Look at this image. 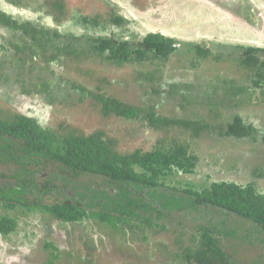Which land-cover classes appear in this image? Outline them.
Instances as JSON below:
<instances>
[{"label": "trees", "instance_id": "1", "mask_svg": "<svg viewBox=\"0 0 264 264\" xmlns=\"http://www.w3.org/2000/svg\"><path fill=\"white\" fill-rule=\"evenodd\" d=\"M17 3L22 1L17 0ZM30 3L25 5L41 10L39 4L32 6ZM47 4L51 8L47 11L53 13L52 20L56 24L69 21L85 27L100 22L91 16L68 15L64 0H48ZM6 14L0 10V22L32 40L26 46L22 43L17 45L16 52L22 54L21 59H34L43 54L48 67L60 61L62 56L83 58L91 54L101 55L113 65L160 59L157 64L163 66L171 53L178 49L173 45L175 39L162 32L148 33L142 39L143 45L135 46L133 40L107 35L64 34L57 27L21 21ZM110 19L117 27H122L126 21L117 13ZM196 46L200 56L212 55V44ZM218 47L221 46L216 47L215 51L219 53L216 60H227ZM39 49L43 53L38 52ZM48 49H51V54L47 53ZM232 49L228 52L229 58L236 62H225L224 67L219 66L220 62H201L210 67H207L209 71L206 74L214 70L216 78L212 80L223 85L224 90L214 99L215 104H229L231 100L235 103L233 99L241 96L242 101L252 100V94L258 89L264 98V48L241 45L236 51ZM237 51L239 55H236ZM156 74V71L148 74L145 81L151 84L160 82L162 73L159 78ZM41 84L44 90L51 92L48 83L42 81ZM30 91L32 88H25V92ZM159 92L156 89V93ZM89 93L99 102L105 117L116 115L126 119H145L156 129H191L196 137L212 126L188 117L159 115L154 106L147 109L105 92L92 90ZM221 125V137L253 139L259 130L240 114ZM116 144L117 140L108 137L103 130L86 134L70 125L54 129L22 113H14L7 119L0 118V205L16 213H43L51 233L53 224H67L63 229L71 233L72 241L80 239L89 248L96 246L95 239L92 237L90 241L83 237L85 229L80 230V227L84 226H79L88 219L125 234L140 227L147 237L149 231H168L167 223L173 222L170 216L176 214V218L184 217L176 220L181 227L174 236L176 251H165L166 260L172 262L169 264H264V193L254 183L212 180L215 174L210 171L205 175L203 186L192 180L181 184V180L176 178L178 174L196 173L198 163V156L192 153L191 145L182 138H172L166 145L159 140L153 149L146 152L139 148L123 153ZM257 168L263 169L260 165ZM83 173L96 183L86 185L81 179ZM101 183L106 184L107 189L100 186ZM161 200L167 204L163 211L157 205ZM190 216L194 219L191 223L194 224L193 230L186 226ZM17 227V215L0 214V231L3 234L8 235ZM77 230L80 231L79 237L77 232L74 236ZM56 246L53 242L44 244L50 251L55 248L52 253L49 251L52 257L60 256V249ZM172 246L165 245L168 249Z\"/></svg>", "mask_w": 264, "mask_h": 264}, {"label": "rangeland", "instance_id": "2", "mask_svg": "<svg viewBox=\"0 0 264 264\" xmlns=\"http://www.w3.org/2000/svg\"><path fill=\"white\" fill-rule=\"evenodd\" d=\"M21 1L23 6L12 1H0V8L14 16L19 12L21 21H39L59 28L64 34L107 35L133 40L135 46H141L142 39L156 31L175 36L185 43L208 42L212 44L213 52L210 57L175 56L163 67L154 61L113 65L105 57L93 54L83 58L62 56L59 63L55 61L52 67H48L43 54L28 61L15 54L14 45L22 43L26 46L32 41L30 37L13 27L11 30L0 28V36H4V42L9 45L8 54L0 65L1 119L22 113L54 129L70 125L86 134L103 130L108 137L117 140L116 146L123 153L139 148L146 152L153 149L159 140L166 145L172 138H182L191 145L192 153L198 156V163L196 173L178 174L176 178L181 180V184L192 180L203 186L205 175L214 171L211 172L215 174L212 180L226 179L241 184L252 182L264 193L263 94L258 89L252 94V100L242 101L241 96L233 99L235 103L231 100L229 104H215L214 99L222 94L223 85L213 81L216 78L214 70L207 75L209 66L201 63L220 62L219 66L224 67L225 62H236L229 58L231 46H235L233 51L241 45L264 48V0H64L70 16H91L100 20L98 26L85 27L69 21L56 24L49 15H45L43 7L36 11L25 5L30 0ZM30 5L35 6L36 2L31 1ZM114 13L125 17L122 27L110 22ZM214 46H221L217 49L222 50L220 54L224 53L227 60H216L219 53ZM52 51L56 52L54 48ZM50 52L48 49L47 53ZM236 55H239L238 51ZM158 70L162 73L160 82L151 84L145 81V76L155 71L156 78H159ZM165 74H175L177 78L167 82ZM42 81L49 84L51 92L44 90ZM25 88H32V91L25 92ZM156 89L160 92L156 93ZM92 90L147 109L154 106L159 115L188 117L212 126L196 137L191 129H156L145 119H126L116 115L105 117L101 113V105L89 93ZM236 114H241L259 129L253 139L221 137L219 124L223 126L232 121ZM259 165L263 169H258ZM86 177L84 173L81 175L86 185L96 183V180L90 181ZM105 185L101 183L100 186L107 189ZM160 202L157 205L163 211L167 204ZM7 212L17 215L18 227L8 235L0 233V264H48L53 261L56 264H169L171 260H166L165 251H176L174 236L178 234L176 230L181 229L176 220L184 217L171 215L173 222L167 223L170 231H149L147 237L140 227L125 234L88 219L79 226H84L80 227V230L85 229L83 237L95 239L96 246L89 248L80 239L72 241L71 233L63 229L67 224H53L51 233L47 217L41 212L16 213L0 205V214ZM193 222L190 216L189 224H186L188 229H194ZM76 232L79 237L80 231H75L74 236ZM46 242L59 247V257L50 255L55 248L51 251L46 249ZM168 244L173 246L168 249L165 247Z\"/></svg>", "mask_w": 264, "mask_h": 264}, {"label": "flooded vegetation", "instance_id": "3", "mask_svg": "<svg viewBox=\"0 0 264 264\" xmlns=\"http://www.w3.org/2000/svg\"><path fill=\"white\" fill-rule=\"evenodd\" d=\"M0 1H3V2H11L12 1V3H14V4H16L17 6L18 5H22V4H18L17 3V0H10V1H7V0H0ZM30 1H34V2H36L37 4H39L41 7H43V9H45V15L46 16H48L49 15V17H51L52 19H53V13L51 12V11H47V10H50L51 8H50V6L47 4V1L48 0H38V1H36V0H30ZM30 1H29V3H30ZM13 5V4H12ZM23 6V5H22ZM48 6H49V9H47L48 8ZM66 6H67V4H66ZM68 7V6H67ZM68 9V8H67ZM0 10L1 11H3V12H6L5 10H2L1 8H0ZM7 14H9L8 12H6ZM15 13H17L15 16H16V18H19V16H20V14H19V12H15ZM6 14V15H7ZM10 15V14H9ZM69 15V14H68ZM8 16V15H7ZM11 16H13V15H11ZM51 19V20H52ZM37 22H39V21H37ZM39 24H41V23H39ZM42 26L44 25V24H41ZM115 25V24H114ZM48 27H50V28H52V26H48ZM0 28H2V29H7V30H11V28L12 27H8V26H6V25H4L2 22H0ZM6 34V33H5ZM164 34V33H163ZM4 36H0V48H1V50H0V62H1V60H2V58L6 55V54H8V44L7 43H5L4 42V38H3ZM168 37H171V38H174L175 39V41H174V47H176V48H178L177 49V51L175 50L174 52H172L171 53V55L169 56V58L166 60V61H169L172 57H175V56H180V55H185V54H191V55H195V56H197V55H199V53L197 52V46L196 45H198L199 46V44H201V45H204V46H209V45H211V44H208V42H190V43H185V42H183V40H179V39H176V37L175 36H168ZM16 47H17V44L16 45H14V49H15V54L16 55H18V56H22V54H18L17 52H16ZM38 52H42V50L41 49H39L38 50ZM183 52H185L184 54H182ZM42 54H39L38 55V57H40ZM34 58V60L35 59H37V57L35 56V57H33ZM23 61H28V59H26V60H23ZM165 61V62H166ZM160 63L161 62V60L159 59L158 61H155V63ZM164 66V65H163ZM162 65H161V67H163ZM166 76H168V78H167V82L171 79V78H173V77H176L177 75H175V74H165L164 75V77L166 78ZM177 78V77H176ZM175 78V80H177ZM174 79V78H173ZM50 83V82H49ZM241 115V114H240ZM242 116V115H241ZM243 117V116H242ZM245 120V119H244ZM147 121V120H146ZM148 122V121H147ZM0 233L2 234V235H4L5 236V234H3L1 231H0Z\"/></svg>", "mask_w": 264, "mask_h": 264}, {"label": "crops", "instance_id": "4", "mask_svg": "<svg viewBox=\"0 0 264 264\" xmlns=\"http://www.w3.org/2000/svg\"><path fill=\"white\" fill-rule=\"evenodd\" d=\"M39 122V121H38Z\"/></svg>", "mask_w": 264, "mask_h": 264}]
</instances>
